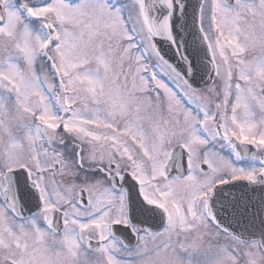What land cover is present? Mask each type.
I'll return each instance as SVG.
<instances>
[{
	"label": "snow or ice",
	"instance_id": "snow-or-ice-1",
	"mask_svg": "<svg viewBox=\"0 0 264 264\" xmlns=\"http://www.w3.org/2000/svg\"><path fill=\"white\" fill-rule=\"evenodd\" d=\"M0 264H264V0H0Z\"/></svg>",
	"mask_w": 264,
	"mask_h": 264
}]
</instances>
